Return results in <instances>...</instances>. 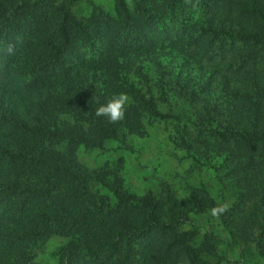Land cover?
I'll use <instances>...</instances> for the list:
<instances>
[{
	"label": "trees",
	"instance_id": "obj_1",
	"mask_svg": "<svg viewBox=\"0 0 264 264\" xmlns=\"http://www.w3.org/2000/svg\"><path fill=\"white\" fill-rule=\"evenodd\" d=\"M76 2L0 0V264H41L53 237L59 264H243V245L264 258V0H113L86 16ZM119 93L125 119L96 118ZM154 122L177 124L193 167L234 197L226 241L192 219L223 194L137 195L80 163Z\"/></svg>",
	"mask_w": 264,
	"mask_h": 264
},
{
	"label": "rangeland",
	"instance_id": "obj_2",
	"mask_svg": "<svg viewBox=\"0 0 264 264\" xmlns=\"http://www.w3.org/2000/svg\"><path fill=\"white\" fill-rule=\"evenodd\" d=\"M92 5L102 7L105 11L114 12L113 0H77L74 11L80 16L90 13ZM167 48L163 50L165 57ZM151 63V62H150ZM146 62V66L152 65ZM153 66V65H152ZM176 106V105H175ZM175 110H179L175 107ZM146 135L131 136L126 148H118L117 143L110 142L102 150L79 149L77 155L81 164L90 170L103 169L117 173L123 180L125 188L137 195L153 191L157 197L164 189H169L179 200H188L194 189L206 190L215 202H234L231 193H221L219 183L212 170H197L187 153L177 144L180 128L177 124L154 122L145 125ZM200 226V234L210 233L214 237L226 241L227 234L221 227L219 217L210 215V211L201 216H192ZM64 238L49 239L37 252L34 260L41 264H59L55 250L65 243ZM217 243V253L225 251V244ZM243 264H264V258L259 257L252 245L241 246ZM240 251V250H239ZM239 251L233 256L239 259ZM241 257V259H242Z\"/></svg>",
	"mask_w": 264,
	"mask_h": 264
},
{
	"label": "clouds",
	"instance_id": "obj_3",
	"mask_svg": "<svg viewBox=\"0 0 264 264\" xmlns=\"http://www.w3.org/2000/svg\"><path fill=\"white\" fill-rule=\"evenodd\" d=\"M190 0H186V3ZM14 45L8 42L2 51L6 55L14 54ZM129 104V97L125 93H119L113 95L104 104L99 105L94 110V116L96 118H106L111 124H116L125 119L126 106ZM230 208V202H223L210 209V215L213 217H219L226 213Z\"/></svg>",
	"mask_w": 264,
	"mask_h": 264
}]
</instances>
